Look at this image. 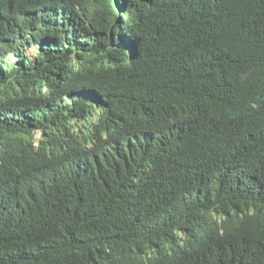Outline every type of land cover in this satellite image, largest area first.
I'll use <instances>...</instances> for the list:
<instances>
[{"label": "trees", "instance_id": "trees-1", "mask_svg": "<svg viewBox=\"0 0 264 264\" xmlns=\"http://www.w3.org/2000/svg\"><path fill=\"white\" fill-rule=\"evenodd\" d=\"M108 4L115 27L127 22L123 31L138 48L133 62L116 68L108 67V47L100 51L111 34ZM76 5L79 23L73 36L46 32L36 65L17 67L13 75L26 91L48 80L43 67L79 74L55 100L30 94L22 117L53 109V119H60L63 108L82 109L86 104L77 106L76 100L88 95L85 88L100 92L102 101L119 93L138 107L151 105L152 77H157L156 89L176 88L175 96L157 101L158 106L179 114L184 106L199 110L201 100L213 103L210 111L217 114L238 110L239 120L219 125L186 117L184 143L162 153L161 162L147 161L148 170L137 171L136 187L126 179L144 151L132 153L133 158L131 152L119 154L107 161V170L87 180L69 176L74 187L68 190L65 175L53 185L31 186L18 210L0 217V264H84V253L71 262L80 238L98 239V244L117 239V249L132 251L124 238L131 204L122 206L119 197L129 192L149 206L150 216L144 213L147 219L142 217L135 240L145 251L168 231L188 230L213 214L221 219V235H212L181 261L175 254L153 264H264V108H253L264 87V0H76ZM73 60L82 67H69ZM8 72H0V89L11 86L4 80ZM69 205L86 206L88 219L73 214Z\"/></svg>", "mask_w": 264, "mask_h": 264}, {"label": "clouds", "instance_id": "clouds-1", "mask_svg": "<svg viewBox=\"0 0 264 264\" xmlns=\"http://www.w3.org/2000/svg\"><path fill=\"white\" fill-rule=\"evenodd\" d=\"M111 6L108 4L111 34L104 37L100 51L108 47V67L116 68L133 62L138 48L123 31L129 26L127 22L116 27L113 24ZM74 11H78L76 0H0V72L9 71L4 80L11 85L0 89V217L18 210V204L27 199L25 195L33 185H53L65 175V190H68L74 187L69 183L70 178L82 176L87 180L95 176L97 170H107V161L119 154L126 156L131 152L133 158L132 153L144 151L143 160H137V164L132 165L126 179L129 185L136 187L139 182L137 171L148 170L147 161L153 159L150 165L161 162L159 157L162 153L173 151L184 143L188 131L184 122L186 117L190 121V117L196 116L205 122H219V125L239 120L238 110L233 108L217 114L210 111L209 105L213 103L201 100L199 110L187 111L184 106L183 113L178 111L179 114L158 106L157 101L169 99L172 94L175 96L176 88L172 85V89L167 86L156 89L157 77H152L154 91L151 105L138 107L119 93L106 94L107 98L102 101L100 92L93 95L90 89L84 87L89 91L88 95H79L76 100L77 106L86 104L82 109L74 107V104L63 108L60 119H53V109L34 111L22 117L30 94L55 100L57 92L66 83L74 84V78L79 74L77 70L68 75L43 67L41 70L48 80L26 86V91L24 83L17 82L13 75V69L17 67L31 70V65H36V54L42 47L40 39L46 32L59 30L64 32L62 34L69 33L67 38L73 36L75 25L79 23L74 19ZM121 13L124 11L121 10ZM161 20L165 23L167 19ZM77 40L85 44L82 38ZM69 67L82 66L73 60ZM259 89L258 101L253 105L256 110L264 108V87ZM100 105L102 110H98ZM121 106L124 110L118 117ZM114 187L113 184L109 191H114ZM119 197L122 206L131 204V209L126 210V216H123L131 224L124 238L130 239L125 241L133 250L117 249V239L98 244V239L80 238L72 253L76 257L71 258V262L75 263L82 253L84 258L80 259L84 264H153L175 254L177 261H181L212 235L223 233L219 226L221 219L213 214L201 223H194L188 230L183 227L168 231L167 236H158L156 245L145 251L143 244L135 240L142 217L147 219L144 213L150 216L149 206L142 198L132 197L130 192ZM68 208L73 214L78 212L83 219H88L86 206L69 205ZM18 217L19 214L11 221ZM61 259L66 261L64 257Z\"/></svg>", "mask_w": 264, "mask_h": 264}]
</instances>
